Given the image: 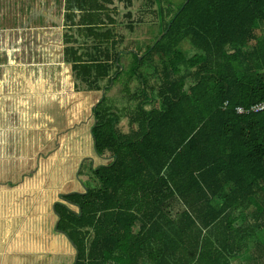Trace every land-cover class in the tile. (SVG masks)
I'll return each mask as SVG.
<instances>
[{
	"label": "trees",
	"instance_id": "16d2710c",
	"mask_svg": "<svg viewBox=\"0 0 264 264\" xmlns=\"http://www.w3.org/2000/svg\"><path fill=\"white\" fill-rule=\"evenodd\" d=\"M89 1L65 0L69 133L4 253L109 264L139 227L177 231L190 264H264V110L250 111L264 102V0H121L119 31L92 23ZM148 21L160 31L138 59L123 30ZM151 55L154 86L138 72Z\"/></svg>",
	"mask_w": 264,
	"mask_h": 264
},
{
	"label": "crops",
	"instance_id": "0c3cea01",
	"mask_svg": "<svg viewBox=\"0 0 264 264\" xmlns=\"http://www.w3.org/2000/svg\"><path fill=\"white\" fill-rule=\"evenodd\" d=\"M27 1L28 4L25 6V0H0V264H22V256L5 254L4 249L16 228L28 215L50 173L46 178H42L43 172L41 173V168H39L37 162V159L42 156L45 144L49 146V138L46 137L45 143V137L42 133L36 135L37 129L35 128V116L33 114L35 105L34 63L24 64L18 61V58H24V52L27 53L26 58H29L27 49L29 44L31 49L33 48V43H28V37L26 36L28 31L32 34L34 30L33 0ZM87 5H90V7L86 9H92L89 13L90 18H88L92 23L102 19L104 25L114 27L116 31L121 29V18L126 12V7L121 0L106 2L104 0H92ZM100 5H103L101 8H104L102 12L97 11ZM63 6L61 53L64 60L65 0ZM75 12L80 14L79 11ZM97 12L101 15L100 18ZM83 14L86 13L80 15ZM4 17L9 19L11 30L4 29ZM108 17L116 18L118 22L112 25L108 24ZM156 25L157 23L154 26ZM12 37L15 43L13 49L8 45L10 44L8 39H12ZM4 40L7 41L5 42V48ZM4 52L10 65L7 77L11 78L14 75L13 79L18 81L19 76L23 73L26 76H23L24 85L18 90V94L17 91L14 95L4 93ZM12 57L16 60L15 64ZM33 57L32 50L30 59ZM121 60L125 63L124 59ZM11 106H16V110L11 109L10 111ZM36 137H38V142ZM9 159H13L17 163L16 172L14 171L15 180L6 177L7 180L4 181L2 175L3 160L8 161ZM137 228L132 234L134 236L132 242L126 244L128 245L126 250L131 253L125 254L123 251L121 262L116 258L110 261L109 264H190L192 262V248H187V250L180 253V249L184 248V244L179 243L177 231L169 233L165 229L153 228L151 232L153 234L148 239L144 238L147 230L144 229V232H141L140 228ZM167 233H169V237H166ZM163 235L168 239L167 243L163 242ZM66 261L67 257L63 256L62 262L65 263ZM23 262L24 264L50 263L44 255L29 256V259ZM206 264L218 263L207 261ZM220 264H226V261L222 260ZM228 264H242V261L229 260Z\"/></svg>",
	"mask_w": 264,
	"mask_h": 264
},
{
	"label": "rangeland",
	"instance_id": "374dc122",
	"mask_svg": "<svg viewBox=\"0 0 264 264\" xmlns=\"http://www.w3.org/2000/svg\"><path fill=\"white\" fill-rule=\"evenodd\" d=\"M63 1L64 0H33L34 30L32 34L30 31L26 33L28 43H33V48L31 49L29 44V48H27L29 53L28 59L26 58L27 53L25 52L24 58H18V61L24 64L28 62L29 64L31 62L34 63L35 105L33 114L35 116V128L37 129L36 135H41L42 133L45 137V143L46 137L49 138V146L45 144V149L42 152L41 158L37 159L39 168H41L40 171L41 173L43 172L42 178H46L50 172L70 128L65 89V64L61 53ZM177 1L178 0H174L172 4L174 10L178 8ZM27 4L28 1L25 0L24 5L26 6ZM120 27L123 28L122 24H120ZM4 29L11 30V23L7 17H4ZM135 31L136 32L131 35V33L129 34L127 31L123 30L126 36L124 45L127 46L129 43L135 42V44L131 45V52L136 53V51H138L141 54L138 59H141L144 56L143 53L147 46L154 41L160 30L158 25L152 26L148 21L146 24L140 25L138 30ZM8 40L10 43L8 44L9 47L13 49V47H15L14 38L12 37V39ZM5 42L7 41L4 40V48L6 47ZM24 45H26V43H24ZM183 47L182 49L187 52L189 51L188 45H184ZM32 50L34 57L30 59ZM5 54L4 52V93L14 95L17 91L18 94V90L24 85L23 76L25 75L23 73V75L19 76V82L13 79L14 75H12L11 78L7 77L10 65L8 64L9 60L6 59L8 57ZM12 54L14 53L12 52ZM127 56H130V54H127ZM156 57L157 56L154 55L146 57L141 69L138 71L145 81L152 86L158 83L155 71L162 67L160 61ZM13 61L15 64L16 60L13 59ZM130 70L131 68L128 67L127 71ZM139 86V81L132 84L134 91L137 89L136 87ZM49 96L50 98H48ZM151 107V103L144 105V108L147 110ZM16 108V106H11L10 111L11 109L16 110ZM120 130L123 133H129L131 128L127 120L122 122ZM36 141L38 142V137H36ZM16 167L17 163L13 159H9L8 161L3 160V179L7 177V179L15 180Z\"/></svg>",
	"mask_w": 264,
	"mask_h": 264
},
{
	"label": "built area",
	"instance_id": "2783aa9c",
	"mask_svg": "<svg viewBox=\"0 0 264 264\" xmlns=\"http://www.w3.org/2000/svg\"><path fill=\"white\" fill-rule=\"evenodd\" d=\"M264 110V102L257 104L255 106H252L250 108L251 112L257 113V112H261ZM245 111L242 108H237V113H244Z\"/></svg>",
	"mask_w": 264,
	"mask_h": 264
},
{
	"label": "water",
	"instance_id": "95a60500",
	"mask_svg": "<svg viewBox=\"0 0 264 264\" xmlns=\"http://www.w3.org/2000/svg\"><path fill=\"white\" fill-rule=\"evenodd\" d=\"M188 1H189V0H186V3H187ZM169 27H170V25L168 26L167 30L169 29ZM167 30H165L164 32H162V33L160 34V36L157 38V40H156L155 43H158V42L162 39V37L167 33ZM153 47H154V46H152V48H153ZM121 62H122V60H121ZM103 93H104V91H103ZM77 259H78V252L76 253L75 262L77 261Z\"/></svg>",
	"mask_w": 264,
	"mask_h": 264
}]
</instances>
